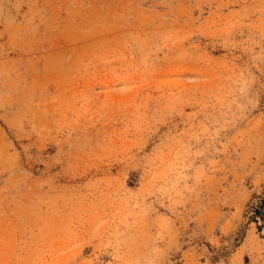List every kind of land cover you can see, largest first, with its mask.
<instances>
[{
    "label": "rangeland",
    "instance_id": "obj_1",
    "mask_svg": "<svg viewBox=\"0 0 264 264\" xmlns=\"http://www.w3.org/2000/svg\"><path fill=\"white\" fill-rule=\"evenodd\" d=\"M0 264H264V0H0Z\"/></svg>",
    "mask_w": 264,
    "mask_h": 264
}]
</instances>
